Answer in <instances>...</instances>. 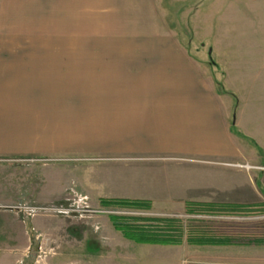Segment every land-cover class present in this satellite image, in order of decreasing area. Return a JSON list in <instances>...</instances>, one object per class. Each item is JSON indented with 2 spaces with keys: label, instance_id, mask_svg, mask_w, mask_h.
Segmentation results:
<instances>
[{
  "label": "crops",
  "instance_id": "1",
  "mask_svg": "<svg viewBox=\"0 0 264 264\" xmlns=\"http://www.w3.org/2000/svg\"><path fill=\"white\" fill-rule=\"evenodd\" d=\"M154 4L47 0L49 30L56 14L62 33L85 34L92 9L96 34L102 18L115 20L100 31L115 41L62 47L63 56L77 52L72 59H0V158L61 161L41 164L44 173L32 176L27 192L1 188L0 206L21 196L49 204L69 182L92 204L146 201L167 210L155 206L172 200L179 205L173 210H182L187 203L264 201L260 158L229 131V97L208 89L184 48L158 36ZM150 160L165 169L163 180L151 181ZM134 170L141 176L130 175ZM5 176L4 185L17 179L15 172ZM3 220V257L22 264L31 246L28 224ZM38 224L30 220L32 228ZM161 248V258L182 264L180 252Z\"/></svg>",
  "mask_w": 264,
  "mask_h": 264
},
{
  "label": "rangeland",
  "instance_id": "2",
  "mask_svg": "<svg viewBox=\"0 0 264 264\" xmlns=\"http://www.w3.org/2000/svg\"><path fill=\"white\" fill-rule=\"evenodd\" d=\"M154 1L158 36L170 38L184 48L208 89L229 97V131L255 152L264 169V0ZM91 10L86 12L85 34L67 35L61 32L62 20L56 14L54 26L49 30L47 0H0V59H72L77 52L70 50L68 57L63 56L62 47L73 48L78 43L108 45L104 42L115 41L103 32L100 34L103 26L109 28V23L115 20L102 18L96 34ZM85 53L87 56L93 51ZM56 160L0 158V183H3L0 189L27 192L29 184L36 180L32 176L40 178L44 173L41 164L61 162ZM150 161L151 181L163 180L165 169L160 168L158 160ZM6 172L17 174V179L10 180L12 185H4ZM125 173L128 174L123 171L119 175ZM130 175L141 176L138 170ZM71 188L78 192L76 184L66 183L61 198L49 204L64 203ZM159 201L155 207L167 210H154L151 206L149 210L104 207L90 202L95 212L92 215L49 212L29 216L28 211L14 207L20 204L32 208L38 203L21 196L13 206H0V222L5 217L12 225V221L26 220L31 246L22 264H179L176 259L160 257L162 246L124 239L113 229L110 216L175 220L173 230L167 232H179L181 243L163 247L180 252L182 264H264V201L251 207L194 203L182 210H173L179 205L172 200ZM30 220L38 221L37 227L32 228ZM128 223L164 228L155 221ZM2 227L0 224V237ZM194 240L227 244L189 243ZM3 254L0 249V264H10L11 260Z\"/></svg>",
  "mask_w": 264,
  "mask_h": 264
},
{
  "label": "trees",
  "instance_id": "3",
  "mask_svg": "<svg viewBox=\"0 0 264 264\" xmlns=\"http://www.w3.org/2000/svg\"><path fill=\"white\" fill-rule=\"evenodd\" d=\"M104 207H126V208H133V209H144L149 210L150 204L146 201H127V200H103L100 202ZM192 204L187 203L186 207ZM140 221H155L161 223L163 225V230L156 228H148L146 226H139L137 224H129L128 222H140ZM110 222L113 226V229L119 232L122 237L126 240H129L136 244H148V245H159V246H166V245H179L181 243V238L179 237L180 233H173L167 232L169 230H173V225L176 223L175 220L165 219V220H139V219H126V218H119L117 216H110ZM191 244L197 245H218V244H227V242L222 241H213V240H194L189 241Z\"/></svg>",
  "mask_w": 264,
  "mask_h": 264
},
{
  "label": "built area",
  "instance_id": "4",
  "mask_svg": "<svg viewBox=\"0 0 264 264\" xmlns=\"http://www.w3.org/2000/svg\"><path fill=\"white\" fill-rule=\"evenodd\" d=\"M67 192V191H66ZM69 195L68 198L64 199V203L60 204H45V205H37L32 208L27 206L18 205L16 208L17 210H26L27 215L32 216L36 213H56L62 214L64 216H71L74 212H79V214H89L92 215L95 213L91 206L88 198L86 196L81 195L78 193L74 188H71L67 193ZM6 209V208H5ZM38 258H40L38 256ZM38 263V261H36Z\"/></svg>",
  "mask_w": 264,
  "mask_h": 264
}]
</instances>
